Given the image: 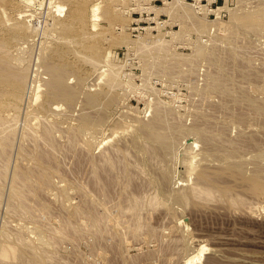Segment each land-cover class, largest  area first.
<instances>
[{"label":"rangeland","instance_id":"1","mask_svg":"<svg viewBox=\"0 0 264 264\" xmlns=\"http://www.w3.org/2000/svg\"><path fill=\"white\" fill-rule=\"evenodd\" d=\"M166 1L0 0V46L6 47L4 49L9 55H5L11 57H9L11 66L14 63L17 64L16 61L13 63L11 61L18 58L21 60H17V62H21L18 64L19 70L21 68L29 70L26 71L29 75L27 73L25 75V77L28 76L26 77L28 85L26 90H23L22 97H24L20 100H15L13 97L7 98L9 102L12 101L14 104L8 102L10 105L5 108L4 117L5 115L6 117L9 116L8 118L5 117L7 119L5 120H11L6 123L3 119L1 122L8 125L11 122L9 126L12 127L0 122V125H6V128H13V130H7L15 131L16 136H14V142L10 141L12 147L15 148H12V152L8 153L11 148L9 144L7 151V155L9 154L8 156L11 158L8 156L6 158L9 159L6 162H9L10 165V168H6L9 169L8 173H5L8 178L6 175V177L4 176L5 182L3 178V180L0 179L3 186L6 183L5 189L2 187L4 191L1 190L2 194L0 195L2 196L0 199V232L2 228L1 235L3 232H7L3 235H7L8 238L12 234V239L8 241L9 237L4 240L0 235V243L3 241L4 245L9 243L10 246L9 244L7 246L14 247V243L20 240L16 242V245L22 248L23 253L31 249L26 251L24 255L27 252L32 254L35 251H40L42 248L49 249L41 250L46 253L51 251L46 254L48 256H45L48 257L45 260L49 264H264V0ZM91 6L98 7L96 16H90ZM218 7L219 10H213ZM60 8L61 10L58 12ZM52 23L56 24L53 25ZM66 24L71 25L69 27ZM252 24L258 27L254 29ZM158 39L164 44H158L161 42ZM144 40L149 41L148 43L154 40L152 42L154 45L148 49L151 43L144 47L141 42ZM143 47L150 52L144 51ZM161 48L163 50H160ZM197 48H206L204 50L209 54L199 53L198 50L200 51V49ZM211 51H215L216 56H219L218 58L221 57L222 61H220L223 63H219V65L224 66V68L222 67V72L225 71L224 74L220 73L221 69L218 71L219 66H216L218 63H211V59L209 60ZM235 54L237 57L234 56L235 58H233L232 55ZM21 58H24V61ZM90 58L91 60H98L99 63L94 66V63L89 61ZM163 64L167 66L166 69H164ZM212 64L216 67H211ZM183 66H186L188 70H182ZM12 67H15V69L11 68L13 70L17 69L16 72L19 71L17 66ZM95 67L100 68L103 78L101 77L98 84L91 88L88 86V82L98 73L94 71ZM46 69L48 70L46 71ZM213 69L215 71L217 69V71L214 72ZM59 71L61 75L71 73V77L69 75L63 76L64 79L68 77L71 85L68 81L63 80L69 85L66 86L67 90L69 87L75 89L73 92L77 97L75 98L74 93H72L70 100L66 102V99H60L62 102L64 100L65 103L60 102L62 105L55 107L54 104H51L53 100L49 105L51 95H49V89L46 88L45 83L51 79L53 72L58 73ZM21 72L19 71V74ZM23 72L25 73L24 70ZM217 72L220 76L222 74L221 78L223 77L226 87L230 89V94L224 95L225 93H223L222 95L220 91L219 93L217 90L209 89L211 88L210 79ZM208 75H211L209 79ZM69 78L71 79L69 80ZM29 79H31V84ZM223 81L221 84L219 83L222 86ZM17 83L18 81L13 79V87L16 88L17 85L14 86V84ZM15 88H13L14 92H16ZM47 89L48 91H46ZM70 91L72 90L70 89ZM90 95L97 97L95 102L91 103L92 105L88 103ZM205 95L208 96L205 97ZM46 104L49 108L51 107L50 110ZM14 105H17L15 109ZM41 107L43 109L47 107V111ZM158 107L167 111V115H169L166 122L169 132L167 146H159L158 142L149 137L143 129L144 124L153 118L154 112H157V109L160 110ZM57 108L58 110H56ZM36 109L35 115L37 117L31 120L33 118L32 113ZM53 109L56 111H52ZM147 109L149 110L148 113L145 112ZM31 110L32 112H29ZM8 113H17L18 116L14 114L15 119L12 118L13 115L10 118ZM37 113H42V116ZM43 114L44 119L41 120ZM29 115L32 116L29 117ZM46 117L51 123L55 121V126H57L54 133L56 132L58 135L56 133L54 135L57 137L55 139L56 144L60 147H57L59 150L54 151L53 154H56L55 156L59 160L55 159L59 161L60 165L57 169L59 171L53 177L54 182L52 184L56 185L50 186L51 190L52 186L55 187L53 191L50 193L37 192V198H39L37 200L33 196V198L29 197L31 205L35 204L36 209L39 208L37 205L39 200L41 205L47 204V206L42 207L40 213L38 212L40 210H34V214L31 212L33 216L37 213L36 217L32 215L31 217L30 213H25V215L23 211L14 208L19 201L14 202L11 199L10 194L12 193L9 194V192L12 190H9V185L11 186L12 183L10 184L8 181L10 179L12 181L14 173L12 175L11 172H16L13 169L15 164L17 169L26 164L28 166L26 165L24 168L29 167L28 158L24 156L25 154L22 156L23 153L18 150L22 149L19 147L21 141L30 138L26 135L25 130L30 127L34 129L36 124L33 123L39 119L40 121L37 122L38 125L35 128L38 131L39 124L45 122ZM28 122L29 125L32 123L33 126L29 127L26 124ZM192 126L204 127L208 129L209 133L212 132L211 135L214 139L207 150H204L206 145L198 134L185 130ZM174 127H183V130L172 131ZM0 128L5 130L4 127L0 126ZM2 129H0L1 133ZM76 129L79 132L74 135L73 131ZM9 131H5L4 134L6 133L7 136L10 133L11 135L12 132ZM23 134L26 136L23 137ZM106 134L111 137L109 140L105 136ZM13 135L12 133L11 138ZM23 143L26 147L32 145V141L29 140L28 143ZM23 143L21 147L25 148ZM112 144H118L121 151L122 148L125 150L122 152L127 156L126 158H123L125 156L122 157L123 153L121 154V152L116 156L121 155L119 158L124 160L120 159V161L122 160V163L127 161L125 164L128 165L129 163L131 165L129 169L135 174L133 177H128L123 173L122 165L117 164V167L115 166L116 171L112 172L114 181L108 188H112V192L110 190L111 193H109L107 189L108 193H106L117 199L111 198L110 202L115 201L117 203L119 196H124L123 192L126 194L130 191L129 194L132 192L138 194L139 189L143 190L139 193L144 196L143 199L145 196L147 199L153 194H157V196L159 194L158 198H161L159 200L163 201L162 203L161 201L160 203L156 202L155 204L159 205L156 208L155 204L147 203L146 199L143 200L142 206L144 207H141L143 214H141V210L137 214L142 217L140 218L142 220L141 227L138 223L136 224L137 220L134 223L135 219L128 220L133 211L127 209L130 213L126 214L125 211L127 210L124 209L120 213L121 216L126 214V218L120 219L117 204L115 206V203L111 202L113 206L110 205L108 201L110 198L107 196L105 199V195H102L105 192L102 193L98 188V190L94 189L95 180H92V177L96 179L99 176L100 179H104L108 173L105 174L103 171V169L106 171L103 165L96 163V165L102 166L100 168L102 171L97 172L99 170L93 166L95 163H91L92 160L90 159L99 157L100 152L110 148ZM151 147L156 151L158 158L155 159L151 156ZM90 150L92 155L87 152ZM16 151H20V154L17 153L16 155ZM16 156V160L19 158L17 161L15 160ZM90 156L95 157L91 158ZM198 175L203 176L205 181L217 191L216 194H220L222 197L220 198L218 195L219 197H213V200L181 199L179 189L192 184ZM142 182L143 185L145 183L144 186L140 185ZM123 186H126L123 188L124 191L121 189ZM45 190L48 191V188ZM77 190L80 191L77 192ZM88 191L94 195H89ZM144 192L150 196L147 197L146 193V195L142 194ZM7 193L12 201L9 202L14 203V205H10L8 202ZM81 194L83 197L86 196L85 199L88 198V195L90 198L95 196V204L91 203L89 198L87 199L88 203L85 202L86 200L82 198ZM122 198L118 202L122 204V207L126 206L127 203L129 204ZM230 198L237 202H230ZM103 199L109 202L108 206H112L114 212L107 207L108 203H106V207H99L105 204ZM96 201H103V203L100 205ZM146 205H148L147 209H144ZM9 206L10 208H8ZM94 206L98 211L94 209ZM77 207L91 214L95 211L102 212L104 210L106 213L107 210H110L107 212L105 224L108 225H106L107 232L111 230L106 235L105 231L104 236L107 238L100 239L103 242L102 245L101 241L98 242V238L95 239V236H93V238L95 237L93 241L96 240L94 242L88 239L89 237L92 239V235L88 236L89 232L86 231L96 233V228L93 229L95 224L92 218L88 220L91 217L90 213L81 212ZM87 207H93V209L90 211ZM13 208L20 212L18 214L13 212L15 211ZM73 210H78V215ZM110 212L112 215H109ZM13 214L16 216H12ZM27 215L33 219H29ZM115 218L119 219L114 222ZM121 220L124 221L121 222ZM126 220L127 222H125ZM116 222L121 224H116L113 227ZM47 223L51 224L48 226ZM85 223L88 226L93 223V226L86 228ZM128 223L133 224L131 227L134 230L129 229L131 227ZM71 224L74 227L77 226V229L85 225L80 229L83 230L84 234L82 231L73 229ZM64 225L70 226L65 229L66 227H61ZM18 226L23 229L21 230ZM51 226H53V232L60 230V232H55L58 235L51 236ZM54 226L60 228L56 229ZM142 226L146 227L143 228ZM108 227L111 228L108 229ZM118 227L122 230H116ZM113 228L124 239L120 235L112 233ZM16 229L20 235L26 237L21 236L22 238H20L19 234L15 232ZM62 229L66 231H62ZM135 229L140 230L136 232ZM141 229L144 231L142 232ZM12 230L15 234L14 237H12ZM127 230L131 231L127 232ZM64 231L67 234L62 235L61 232L64 233ZM9 233L11 234L9 235ZM77 233H82V236L85 235L84 238ZM114 235L120 237V240L123 239L124 243L118 245L120 240L113 241ZM56 236L57 238L58 236L59 238L61 236L66 237L60 240H63V244H57L59 238L58 240L54 238ZM23 237H29L32 241ZM53 238L57 241L54 242ZM84 239H87L88 242L86 243ZM21 241V244L25 243L20 245L19 242ZM50 241H53L52 243L55 245H52ZM110 241L116 247L111 246ZM105 242H109L110 247H115L113 249L115 251L113 252L112 248L110 249ZM115 242L116 244H114ZM125 243L126 245H124ZM102 246L104 250L109 247L108 250H103L105 253L102 252ZM120 246L121 248H119ZM33 248L35 249L32 250ZM117 248L123 249L122 252L121 250L118 251ZM107 251L109 252L107 253ZM49 254H51L50 258ZM105 254L108 255V259H105L106 256L103 257Z\"/></svg>","mask_w":264,"mask_h":264},{"label":"bare ground","instance_id":"2","mask_svg":"<svg viewBox=\"0 0 264 264\" xmlns=\"http://www.w3.org/2000/svg\"><path fill=\"white\" fill-rule=\"evenodd\" d=\"M142 1H144V0H142ZM164 1H166V0H164ZM171 1H174V2H176V1H180V0H171ZM240 1V0H239ZM167 2V1H166ZM170 2V1H169ZM168 3V2H167ZM181 3V2H180ZM187 3V2H186ZM176 4V3H175ZM188 4V3H187ZM49 5H50V3H49ZM179 5V4H178ZM182 5V4H181ZM191 5V4H190ZM53 6V5H52ZM147 6V5H146ZM172 6V5H171ZM183 6V5H182ZM187 6H189V5H187ZM200 6V5H199ZM59 7V6H58ZM92 7V6H91ZM145 7V6H144ZM172 7H175L174 5L172 6ZM179 7V6H178ZM185 7V6H184ZM158 8V7H157ZM97 9H98V7H96V6H93L92 8H91V15L90 16H96V11H97ZM144 9V8H143ZM59 10H61V8L60 9H58V12H59ZM90 10V9H89ZM146 10H148L147 8H146ZM213 10H215V11H217V10H219V7L218 8H216V9H213ZM152 11H154V10H152ZM157 11H158V9H157ZM89 18V17H88ZM95 18H97V17H95ZM56 19V18H55ZM59 19V18H58ZM55 21V20H54ZM54 21H53V23H54ZM58 21V20H57ZM62 21H64V20H62ZM62 21H59V22H62ZM40 23V22H39ZM52 23V24H53ZM68 23V22H67ZM56 24V23H55ZM55 24H53V25H55ZM59 24H61V23H59ZM257 25H258V23H256ZM66 25H68V24H66ZM69 25H71V24H69ZM68 25V26H69ZM253 26H252V28L254 27V29H256L258 26L257 25H255V24H252ZM62 26V25H61ZM68 26H65L66 28H68ZM260 26V25H259ZM70 27V26H69ZM260 29H261V26L259 27ZM62 29V28H61ZM64 29V28H63ZM259 29V30H260ZM258 32V31H257ZM224 37H226V36H224ZM227 38H229V37H227ZM159 40V39H158ZM158 40H155L156 42H158ZM154 41V40H153ZM152 41V42H153ZM159 41H161V40H159ZM142 42V46H144V47H147V46H149V44H150V47H148V49L149 48H151V46H153L154 44H152V42L150 41V43H148L149 41H141ZM146 44H145V43ZM164 42V41H163ZM158 44H164V43H162V41L161 42H158ZM155 46H157V44H155ZM161 46H165V45H161ZM20 47H22V46H20ZM19 47V48H20ZM143 47V48H144ZM199 47V46H198ZM202 47V46H201ZM4 48H6V47H3V46H0V122L1 121H3V119L5 120L6 118H8V117H6V115H5V117H4V110H5V108L7 107L8 108V105H10V104H8V97H13V98H15V100L17 99V100H20L21 98H23L22 97V94H24V89L26 90V88H27V80L28 79H26V77H28V76H26L25 77V75H26V71H29V70H25V69H23V68H21L20 70H19V68H18V64H20L21 62H19V61H21L20 59H18V58H15V59H17V60H19L18 62H17V60H13V59H10V60H13V61H11L12 63L14 62V61H16V63L17 64H15L14 63V65H12V66H17L16 68H18V70L19 71H22L23 72V70L25 71V73H24V75L22 74V72H21V74H19V71H17L16 72V70H13V69H11V68H14L15 69V67H12L11 66V64H10V61H9V57L8 56H6V55H9L8 54V52H7V50H5ZM153 48H156V47H153ZM160 48V47H159ZM212 48V47H211ZM163 49H165L164 47H163ZM162 48L160 49V50H163ZM197 49H200V51L198 50V52L199 53H201V52H205V50L204 49H206V48H197ZM7 52H5V51ZM9 50V49H8ZM144 51H146V52H150L149 50L147 51V50H145V48L143 49ZM159 50V51H160ZM18 51H20V50H18ZM2 52V53H1ZM5 52V53H4ZM142 52V51H141ZM146 52H144L145 54H146ZM232 52H234V51H232ZM231 52V54H234V53H232ZM205 53H207V54H209L207 51L205 52ZM6 54V55H5ZM144 54V55H145ZM17 55V54H16ZM25 55V54H24ZM159 56V55H158ZM158 56H156V57H158ZM233 56V58H235V57H237L236 56V54L235 55H232ZM235 56V57H234ZM20 57V56H19ZM23 57V56H22ZM27 57V56H26ZM144 57V56H143ZM161 57V56H160ZM165 57V56H164ZM178 57V56H177ZM219 56H216V53H215V51H211V53H210V58H209V60L211 61V63L213 62V63H218V65L216 64V66H219L217 69H218V71H219V69H221V72L220 73H222V74H224L225 73V71H223L222 72V69L224 68V66H221V64L219 65V63H223V62H221L222 61V59H220V58H218ZM11 58V57H10ZM32 58V57H31ZM161 58H163V57H161ZM160 58V59H161ZM183 58H186V57H183ZM21 59H23V61H24V58H21ZM221 60V61H220ZM89 61H92L93 63H94V66H96V64H98L99 63V61L98 60H96V59H92L91 60V58L89 59ZM107 61H109V60H107ZM220 61V62H219ZM31 62V61H30ZM160 62H162V61H160ZM22 63H24V62H22ZM159 63V62H158ZM165 63V62H164ZM211 63H209V64H211ZM26 64H27V62H26ZM25 64V65H26ZM162 64V63H161ZM21 65H23V64H21ZM21 65H19V66H21ZM102 65H104V64H102ZM164 66H165V64H163ZM162 65V66H163ZM223 65V64H222ZM161 66V65H160ZM213 66V64L211 65V67ZM216 66H213V68H215ZM28 67V66H27ZM26 67V68H27ZM210 67V68H211ZM223 67V68H222ZM36 68V67H35ZM52 68V67H51ZM50 68V69H51ZM96 68V67H95ZM94 68V69H95ZM167 68V66H165L164 67V69H166ZM29 69V68H28ZM34 69V68H33ZM53 69V68H52ZM51 69V70H52ZM61 69V68H60ZM102 69H104V68H102ZM217 69H216V71H217ZM15 72H13V71ZM48 69H46V71H47ZM59 70V69H58ZM62 70V69H61ZM182 70H184V71H187L188 70V68L186 67V66H183L182 67ZM210 70H212V69H210ZM214 70V69H213ZM66 71V70H65ZM95 72H98L91 80L89 79V82H88V86L89 87H93L94 88V86L96 85V84H98V80L100 79L101 80V77L103 78V76H101V71H100V68L99 67H97L95 70H94ZM93 71V72H94ZM103 71H105V70H103ZM215 70H214V72H216ZM32 72H34V71H32ZM63 73H64V71H62ZM213 72V73H214ZM16 73H18V74H16ZM35 73V72H34ZM50 73H52V72H50ZM49 73V74H50ZM104 73V72H103ZM28 75H29V73H27ZM67 74V73H66ZM70 74L71 73H68L67 75H69L70 76ZM209 74H212V73H209ZM216 74H218V75H216ZM222 74H221V76H222ZM64 75H65V73H64ZM64 75H61V73H60V71L57 73V72H53V74H51V79H49V81L47 82V83H45L46 85H47V87L46 88H48L49 89V95H51V100L49 101V105H50V102L53 100V102H51V104H54L55 105V107H59L60 106V104L62 105V103L64 102V100L66 99V102H67V100H70L69 98H70V96H71V94L72 93H74V95H75V92H73V90H75L74 88H68V90H67V87L66 86H69V85H67L66 83H64V80H66V81H68V77L66 78V79H64L65 77H63ZM67 75H65V76H67ZM35 76V75H34ZM50 76V75H49ZM209 76H211V75H208V79L210 78ZM221 76H220V74H219V72H217V73H215V74H213L212 75V77H211V79H210V83H211V88H209L210 90H212V89H214V91L215 90H217L218 92L220 91V92H222V93H220V94H222L223 95V93H225L224 95H226L227 93H231V91H230V89L229 88H227L226 87V83H225V81H223V77L221 78ZM224 76V75H223ZM229 76V75H228ZM228 76H226L227 78H229ZM32 77V76H31ZM71 77V76H70ZM43 78V77H42ZM50 78V77H49ZM13 79H16L17 81H18V83L17 84H14V86H16L17 85V87L15 88V87H13ZM33 79V78H32ZM35 79V78H34ZM64 79V80H63ZM71 78H69V80H70ZM78 79V78H77ZM47 80V79H46ZM81 80V79H80ZM15 81V80H14ZM29 81H30V84L32 83L31 82V79H29ZM29 81H28V83H29ZM79 81V80H78ZM221 81H223V83L225 84H223V86L222 85H220L221 84ZM68 83H69V81H68ZM75 83V82H74ZM220 83V84H219ZM228 83H229V81H228ZM64 84H66V85H64ZM70 85H71V83H69ZM73 84V83H72ZM80 84V83H79ZM78 84V85H79ZM208 84V83H207ZM41 85V84H40ZM40 85H38L39 87H40ZM46 85H44V86H46ZM64 85V86H63ZM33 86H34V84H33ZM38 86H36L37 88H38ZM42 86V85H41ZM228 87H229V84L227 85ZM13 88H15L16 90V92H14V90H13ZM34 88V87H33ZM41 88V87H40ZM48 89L46 90V91H48ZM70 89L72 90V91H70ZM208 89V88H207ZM28 90V89H27ZM41 90V89H40ZM30 91V90H29ZM78 91V90H77ZM33 92H35L34 90H33ZM37 92V91H36ZM207 91L205 90V93H206ZM209 93H210V91H208ZM204 93V92H203ZM204 93V94H205ZM37 94V93H36ZM90 94V93H89ZM92 94V93H91ZM209 95V94H208ZM208 95H205V97L206 96H208ZM33 96V95H32ZM30 97V96H29ZM47 97H48V92H47ZM77 96L75 95V98H76ZM49 98H50V96H49ZM49 98H46V99H49ZM95 98H97V97H95V95H90L89 96V98H88V103L90 104V105H92L91 103H94L95 101ZM6 99H7V101H6ZM35 99H36V97H35ZM60 99H64L63 100V102L60 100ZM73 99V98H72ZM205 99V98H204ZM11 100V99H10ZM30 100V99H29ZM97 100V99H96ZM94 101V102H93ZM11 103H13L12 101H10ZM9 102V103H10ZM18 102V101H17ZM60 102H62V103H60ZM70 102V101H69ZM71 102H73V101H71ZM45 103V102H44ZM46 103H47V101H46ZM65 103V102H64ZM86 103V102H85ZM14 104V103H13ZM16 104V103H15ZM88 104V105H89ZM43 105V107H44V104H42ZM68 105V104H67ZM46 106H47V104H46ZM75 106H76V104H75ZM14 107V109L17 107V105L15 106H13ZM29 107V106H28ZM37 107V106H36ZM48 107V106H47ZM46 107V108H47ZM55 107H54V109H55ZM67 107H69V106H67ZM73 107V106H72ZM30 108H31V105H30ZM29 108V109H30ZM42 108V107H41ZM43 109V110H46L47 111V109ZM49 108V107H48ZM51 108V107H50ZM50 108H49V110H50ZM70 108V107H69ZM160 110H158L157 109V112H154V116H153V118L149 121V122H147V123H145L144 124V126H143V129H144V131L145 132H147V134L149 135V137H151V138H153L156 142H158V144H159V146H167V143H168V139H169V132H168V128H167V126H166V122H167V117L169 116V115H167L168 114V112L167 111H163L162 110V108H160V107H158ZM20 109V108H19ZM35 109V108H34ZM52 110V111H56V110H58V108L56 109V110ZM16 110H18V109H16ZM41 110V109H40ZM73 110H74V108H73ZM9 111H11V110H9ZM27 111V110H26ZM148 109L145 111L146 113H148ZM29 112H32V110L31 111H29ZM35 112H37V109L32 113L33 114V116L32 115H29V117L30 116H32L33 118L31 119V120H34V118L35 117H37V115H35ZM69 112V111H68ZM53 113V112H52ZM9 114V113H8ZM14 114H17V113H12V114H9L10 115V118H11V115H13V117L12 118H14L15 119V115ZM27 114H28V112H27ZM31 114V113H30ZM38 114V113H37ZM42 113H39L38 115H40V116H42L41 115ZM72 115V114H71ZM17 116H18V114H17ZM27 116V115H26ZM40 116H38V117H40ZM66 116H67V114H66ZM69 116V115H68ZM146 116V115H145ZM58 117H59V115H58ZM47 118V117H46ZM67 118V117H66ZM44 119V114H43V117H42V119L41 120H43ZM53 119V118H52ZM7 120V119H6ZM4 121V122H9V121ZM29 120H30V118H29ZM61 120V119H60ZM35 121H40L39 119H36ZM34 121V122H35ZM45 122H41L39 125H40V128L38 129L37 128V130L38 131H36V127H37V125H38V123L37 122H35V123H33V124H36V125H34V129L32 128V127H30V126H33V125H29V122L28 123H26V124H28L29 125V127L30 128H28V130L26 129V128H24V129H26L25 130V133H27L26 135L27 136H29L30 138L28 139L29 141H32V145L31 146H27L26 147V145L24 146V144L25 143H23V142H27L28 143V140L26 139H24V138H21L22 140H25V141H21L22 143H23V146L25 147V148H23V147H21L22 146V143H20V148H22V149H18V150H21V152L20 151H16V155H17V153H23V154H21L22 156L24 155V156H26V158H28V162L27 163H29V167H26V168H24V166H26V165H19L20 167H18V169L15 167L16 166V164H15V162H14V164H15V166L13 167V169L14 170H16V172H11L12 173V175H13V173H14V175L12 176V181H8V183H12L11 184V186L9 185V187H10V189L9 190H12V192L10 191L9 192V194L10 193H12V194H10L11 196H12V198L11 199H13L14 200V202H16V201H19V203H18V205H16V207H14V208H17V209H19V210H21V212L23 211L24 212V214L26 213H30L29 215L31 216L32 214H34L35 213V211L34 210H40V211H38L39 213L41 212V209H42V207L44 206H47V204H45V203H42V204H45V205H41V203H39V202H41L40 200H39V204L37 203V205H38V209H36L37 207H36V205L34 206V205H31V201L29 200V197H34L35 198V200H37V199H39V198H37V192H41L42 191V193L43 192H48V193H50L51 191H53V188H55V187H53L52 186V190H51V188H50V186L51 185H53L52 184V182H54V179H53V177H54V175H55V173L56 172H58L57 171V169L59 168V165H60V163H59V161H57V160H59V159H57L56 158V154H53L54 153V151H57V150H59V149H57V147L59 148L60 146H58L57 144H56V138L57 137H55L56 135H58L56 132V135H54L55 133H54V131H56L55 130V127H57V126H55V121L53 122V123H51V121L47 118V119H45L44 120ZM48 121H50V123H48ZM59 121V120H58ZM4 122H1V124L2 123H4ZM13 122V121H12ZM6 123H4V124H6ZM15 123H16V121H15ZM18 123V122H17ZM62 123V122H61ZM65 123V122H64ZM10 124H11V122H10ZM9 124V125H10ZM14 124V123H13ZM6 125H8V124H6ZM6 125H0L1 127H4V129L5 130H3L2 128H0V129H2V133L0 134V179L1 180H3L4 179V182L6 181V176H7V178H8V175H6L7 173H8V171H9V169L7 170L6 168L7 167H9L10 168V165L6 162V160L7 161H9V159H6L7 158V156L9 155H7V151H8V148H9V146L11 145V143H10V141H13L14 142V136H15V131L14 132H12V131H9L11 128H6L7 126ZM8 125V127H12V126H9ZM16 125V124H15ZM28 125L26 126V127H28ZM57 125H59V124H57ZM18 126V125H17ZM177 126H179V125H177ZM60 128V127H59ZM179 128V129H178ZM189 127H187V129H185V127H184V129L185 130H188V131H190V132H192V133H195V134H198L200 137H201V139L204 141V143H205V145H206V148L204 149V150H207L208 149V147L209 146H211V144H212V142H213V139H214V137L211 135L212 134V132L210 131V133L208 132V129H205L204 127L203 128H201V127H198V126H196V127H190L189 129H188ZM7 129H9V130H7ZM17 129V128H16ZM115 129V128H114ZM11 130H13V128L11 129ZM15 130V129H14ZM57 130H58V128H57ZM174 130H183V127L181 128V127H174L173 128V130L172 131H174ZM1 131V130H0ZM5 131H9V132H12L14 135H13V137L11 138V135H12V133H11V135H10V133H9V135H7L6 136V133L4 134V132ZM21 131H23V130H21ZM59 131V130H58ZM77 132H79L78 131V129H76L75 131H73V134L74 135H76L77 134ZM8 133V132H7ZM24 133V132H23ZM17 134V133H16ZM79 134V133H78ZM214 134V133H213ZM1 135H3V136H1ZM21 135V134H20ZM26 135H22L23 137H25ZM106 137H108V135L106 134L105 135ZM16 137V136H15ZM109 138H111V137H108V140H109ZM13 139V140H12ZM19 142H20V140H19ZM108 142V141H107ZM26 143V144H27ZM58 143V142H57ZM104 143H106V142H104ZM10 144V145H9ZM29 145H30V143H29ZM102 146V145H101ZM12 145H11V148L9 149V151H8V153L10 152H12L11 150H12ZM15 148V147H14ZM13 148V149H14ZM14 151V150H13ZM122 151H125L123 148H122ZM121 151V148L118 146V144L117 145H115V144H112V146L110 147V148H108V149H106V150H102V152H100L101 153V155L99 156L98 154H100V153H98L97 155L99 156V157H97V158H93V159H90V160H92L91 161V163H95V165H93V166H95V168H97L99 171H97V172H100V171H102V170H100V168H102V166L101 165H103V168L105 167V169H106V171H108V172H106L104 169H103V171L105 172V174L106 173H108L107 174V176H106V178H104L103 176H101L100 174H98V175H100L102 178H104V179H100V177L98 176V177H96V179L94 178V177H92V180H95L94 182H95V187H94V189L95 190H98V189H100L101 190V192L103 193V192H105V194H102V195H105V199H107V196H108V198H110L108 201L110 202V200H112V199H117V198H112V197H110L111 196V194H109V195H107V193H108V191H109V193H111L112 192V188L111 189H108L109 188V186H111V183L114 181V174H112V172H115L116 171V167H117V164H119V166H123L122 168H123V173L126 175V176H128V177H133L134 176V174H135V172H133L132 173V171H131V169H129V168H131V165L128 163V165L127 164H125V162H127V161H123L124 163H122V160H124V159H122V158H119L121 155H118V157L116 156V154H118L119 152H121V154H122V157L123 156H125V154H124V152H122ZM87 152H91V150L90 151H87ZM19 153V154H20ZM56 153V152H55ZM88 153V154H89ZM126 153V152H125ZM91 154V153H90ZM11 155V154H10ZM92 155V154H91ZM55 156V157H54ZM89 156V155H88ZM151 156L153 157V158H158L157 157V153H156V151L151 147ZM91 158L92 157H95V156H90ZM127 156H125V157H123V158H126ZM8 158H10V156H8ZM16 158H17V156L15 157V160H16ZM57 160H56V159ZM11 159V158H10ZM19 159V158H18ZM17 159V160H18ZM20 159H22V158H20ZM23 159H24V157H23ZM120 159H122L121 161H120ZM16 160V161H17ZM129 160V159H128ZM25 161V160H24ZM24 161H22V163L24 162ZM95 161V162H94ZM31 162V163H30ZM100 162V163H99ZM7 163V164H6ZM19 163H21V161H19ZM18 163V164H19ZM25 163V162H24ZM96 163H98V164H101V165H96ZM131 163V162H130ZM13 164V165H14ZM131 164H133V163H131ZM7 165H9V166H7ZM134 165H136V164H134ZM28 166V165H27ZM116 166V167H115ZM130 166V167H129ZM237 166H239V165H237ZM23 167V168H22ZM134 167V166H133ZM12 169V170H13ZM94 169V168H93ZM115 170V171H114ZM138 170V169H137ZM7 172V173H6ZM95 172V171H94ZM97 172H95V173H97ZM6 173V174H5ZM92 173V172H91ZM117 173V172H116ZM116 173H115V175H116ZM142 173V172H141ZM101 174H103V173H101ZM133 174V175H132ZM137 174V173H136ZM6 175V176H5ZM57 175V174H56ZM138 175V174H137ZM140 175H142V174H140ZM5 176V177H4ZM97 176V175H96ZM56 177V176H55ZM3 178V179H2ZM117 179V178H116ZM0 180V182L2 183V181ZM181 180H184V178H181ZM3 182V183H4ZM56 182V181H55ZM59 182V181H58ZM0 183V195L2 194L1 193V190H2V187L5 189V184L6 183H4V186H3V184H1ZM60 184V183H59ZM2 185V186H1ZM54 185H56V184H54ZM139 185V184H138ZM140 185H143V182H142V184H140ZM144 185H145V183H144ZM143 185V186H144ZM57 186H59L58 184H57ZM75 186V185H74ZM80 187H81V185H79ZM78 186V187H79ZM97 186V187H96ZM113 186V185H112ZM126 186H123L121 189L124 191V189L123 188H125ZM139 187V186H138ZM45 188H48V191H46L45 190ZM60 188V187H59ZM98 188V189H97ZM140 188H145V187H140ZM49 189H50V191H49ZM107 189H108V191H107ZM44 190V191H43ZM59 190V189H58ZM110 190H111V192H110ZM140 190V192H142L143 190H141V189H139ZM147 190V189H146ZM145 190V191H146ZM2 191H4V190H2ZM59 191H61V190H59ZM80 191V190H79ZM78 190H77V192H79ZM81 191H83V190H81ZM85 192L87 191V190H84ZM122 191V192H123ZM137 191H138V189H137ZM151 191V190H150ZM8 192V191H7ZM100 192V193H101ZM107 192V193H106ZM128 192H130V191H128ZM128 192H126V194L123 192L122 194L124 195V196H122L121 195V197L119 196V201H121V198L122 197H124V198H122L123 199V201H128L129 202V204L127 203V205L126 206H123L122 207V204H119L118 202L117 203H115V201H111V202H113V203H115V206H116V204H117V211H119V213L121 212V211H123L124 209H128L129 211L131 210V211H133L132 213L134 214H132L131 216H129L130 218H128V220L130 219V220H133V219H135V221H133V223L134 222H136V220L138 221V222H136V224L138 223V225L141 227V224L140 223H142V220L140 219V218H142L141 216H139V215H137L138 213H140L141 211H142V208L144 207V206H142L143 205V200L145 201V199H146V196H145V199H143L144 198V196L143 195H141V194H139L140 192H137L138 194H133V193H135V192H132V193H128ZM147 192V191H146ZM146 192H144V193H142V194H144V195H146L147 193ZM152 192H154V191H152ZM216 190L211 186V185H209L206 181H205V179H204V177L203 176H200V175H198L197 177H196V179H195V181L192 183V184H190V185H188V186H183V187H181L180 189H179V197L181 198V199H183V200H187V199H191V198H193V199H202V200H213V197H219L218 195H220V194H216ZM60 193V192H59ZM82 193V192H81ZM88 193H89V191H88ZM91 193V192H90ZM89 193V195H94V193H91L90 194ZM146 193V194H145ZM150 193V192H149ZM8 194V193H7ZM7 195V197L10 199V195ZM51 194H53V193H51ZM83 194V193H82ZM81 194V196H82V198L83 199H85L84 197H86L85 195H84V197H83V195ZM85 194V193H84ZM60 195H62V193H60ZM65 195H67L66 193H65ZM78 195V194H77ZM86 195H88V194H86ZM89 195L87 196L89 199H90V201H91V203H94V197H92V198H90L89 197ZM152 195V194H151ZM63 196V195H62ZM61 196V198H63ZM148 196H150L149 194H147V197ZM158 196H159V194H158ZM158 196H157V194H153L152 196H150L149 198H147L146 200L148 201L147 203H153V204H155L156 202L157 203H160V201L161 200H159V199H161V198H158ZM1 197L2 196H0V199H1ZM4 197V196H3ZM32 197V198H33ZM103 197V196H102ZM222 196L220 195V198H221ZM7 198V199H8ZM65 198V197H64ZM68 198H70L69 196H68ZM88 198H86L85 200V202H87L88 203ZM96 198V197H95ZM101 198V197H100ZM112 198V199H111ZM126 198V199H125ZM4 199V198H3ZM2 199V200H3ZM8 199V202L9 201H11V199L9 200ZM15 199H17V200H15ZM93 199V200H92ZM105 199H103V201L105 200ZM28 200V201H27ZM62 200V199H61ZM60 200V201H61ZM69 200V199H68ZM97 200H98V197H97ZM100 200H102V199H100ZM34 201V200H33ZM63 201V200H62ZM83 201V200H82ZM103 201H100V202H97L98 204H100V205H102V203H103ZM229 201L230 202H233V203H236L237 201H235L234 199H229ZM12 202V201H11ZM36 202V201H35ZM35 202H33V203H35ZM109 202H106V201H104V205H102V206H99L100 208H103V206L104 207H106V203H108L107 204V207H109L110 208V210L112 209V212H114L113 211V203H111L110 202V205L112 204V206H108L109 205ZM163 201H161V203H162ZM10 203V202H9ZM96 203V204H97ZM120 203H122V202H120ZM90 204V203H89ZM95 204V203H94ZM7 205H8V203H7ZM10 205H14V203H10ZM74 205V204H73ZM92 205V204H91ZM145 205V204H144ZM156 205V204H155ZM165 205V204H164ZM163 205V206H164ZM98 206V205H97ZM114 206V207H115ZM147 206L148 205H146L145 207L146 208H144V209H147ZM149 206H150V204H149ZM157 206H159L158 204L155 206L156 208H157ZM161 206V205H160ZM11 207H13V206H11ZM79 207V206H78ZM77 207V209H79ZM84 207V206H83ZM95 208V210L97 209L96 208V206H94ZM98 207V209H100ZM112 207V208H111ZM142 207V208H141ZM8 208H10V206L8 207ZM7 208V209H8ZM13 208V210H15ZM48 208V207H47ZM75 208V207H74ZM73 208V209H74ZM86 208V207H85ZM88 208V207H87ZM149 208H154V207H149ZM165 208V207H164ZM44 209V208H43ZM76 209V208H75ZM88 209H90V211L93 209V207H90V208H88ZM143 209V210H144ZM166 209H167V207H166ZM10 210V209H9ZM47 210H49V209H47ZM79 210H81V212H85L86 214L87 213H90V212H88V211H86V210H84V211H82V209H79ZM95 210H93V211H95ZM109 210V211H110ZM128 210L127 211H125L126 212V214H129L128 213ZM141 210V211H140ZM152 210V209H151ZM168 210V209H167ZM34 211V212H33ZM44 211H46L45 209H44ZM72 211V210H71ZM74 211V210H73ZM76 212L78 211V210H75ZM74 211V212H75ZM96 211H98V210H96ZM94 212L93 214H91L90 213V216L91 217H89L88 218V220H91V218H92V221H93V223L95 224V226L93 227V229H95L96 228V233H90V231H86L89 235L88 236H90V234L92 235L91 237H92V239L89 237H85V238H88V239H90V240H92V242H94V241H96V240H94L93 241V239L95 238V239H97L98 238V242L99 241H101L100 239L101 238H103V237H105V238H107L106 236H104V233H105V231H106V233H105V235L107 234V233H110V228L108 227V229H110L109 230V232H107V229H106V225L107 224H105V221H106V215H107V212H109L108 210L106 211V213L104 212V210H102V212ZM13 212H16L17 214H18V212H20V211H17V210H15V211H13ZM31 212H32V214H31ZM43 212V211H42ZM49 212V211H48ZM124 212V213H125ZM167 212V211H166ZM11 212L9 211V214H10ZM47 213V212H46ZM84 213V214H85ZM21 214V213H20ZM25 214V215H26ZM42 214V213H41ZM83 214V213H82ZM82 214H80V215H82ZM126 214H122V216H124V217H122L121 216V213L119 214L121 217H120V219L121 218H126ZM141 214H143V211H142V213ZM15 214H13L12 216H14ZM29 215H27V217L29 216ZM36 215H37V213H36ZM36 215H32L33 217H36ZM38 215H40V214H38ZM43 215H45V214H43ZM50 215V214H49ZM72 215H75V214H72ZM77 215H78V212H77ZM76 215V216H77ZM109 215H112L111 214V212L109 213ZM113 215L115 216V214L113 213ZM116 215H117V213H116ZM16 216V215H15ZM23 216V215H22ZM31 216V217H32ZM86 216H89V215H86ZM118 216V215H117ZM132 216H134L133 218H132ZM18 217H19V215H18ZM79 217V216H78ZM81 217V216H80ZM84 217V216H83ZM107 217H109V216H107ZM111 217V216H110ZM22 218V217H21ZM25 218V217H24ZM29 219H33V218H30V217H28ZM38 218V217H37ZM51 218H53V217H51ZM56 218V217H55ZM77 218V217H76ZM112 218V217H111ZM57 219V218H56ZM117 219H119V218H115V220H114V222L115 221H117ZM139 219V220H138ZM58 220V219H57ZM78 220V219H77ZM82 220H83V218H82ZM125 220V219H124ZM124 220H121V222L122 221H124ZM59 221V220H58ZM61 221V220H60ZM84 221H86L87 222V220H84ZM107 221H108V218H107ZM112 221V220H111ZM120 221V220H119ZM140 221V222H139ZM56 222V221H55ZM68 222V221H67ZM81 222V221H80ZM125 222H127V220L125 221ZM75 223V222H74ZM73 223V224H74ZM93 223H92V225L91 226H88V224H86V226L85 225H82V226H80V225H78V226H80L79 228L80 229H82L81 227H83V226H85L86 228L87 227H92L93 226ZM130 224H131V221L129 222ZM128 223V225H130ZM48 224V226H49V224H51V223H47ZM60 224V223H59ZM65 224H68V223H65ZM73 224H71V226L73 225ZM81 224V223H80ZM116 224H121L120 222L118 223V222H116L115 224H114V226L113 227H115L116 226ZM122 224H124V223H122ZM53 225V224H52ZM62 225V224H61ZM112 225H113V222H112ZM133 225V224H132ZM132 225H130V227L132 226ZM137 225V228L139 227ZM8 226V225H7ZM46 226V225H45ZM68 226H70V225H67V226H61V227H66L65 229H68L67 227ZM108 226V225H107ZM109 226H111V225H109ZM117 226H119V225H117ZM121 226H125V225H121ZM135 226V225H134ZM52 227L53 226H51L50 227V231H52L51 233H52V237H53V235H55V234H57L58 235V233H55V232H60V230H58V231H55V232H53V229H52ZM55 227V226H54ZM77 227V226H76ZM76 227H74V226H72V228L73 229H75V230H79V232H81L82 231V233L84 234V232H83V230H80V229H77ZM129 227V226H128ZM143 227V226H142ZM146 227V226H145ZM145 227H143V228H145ZM148 227V226H147ZM6 228H9V227H6ZM18 228H20L21 229V226H18ZM27 228V227H26ZM56 229H59L60 227H55ZM71 228V227H70ZM123 228H125V227H123ZM136 228V227H135ZM23 229V228H22ZM21 229V230H22ZM46 229H47V227H46ZM52 229V230H51ZM65 229H62V231L63 230H65ZM92 229V230H93ZM117 229H120L119 227L118 228H116V230ZM127 229V228H126ZM129 229H131V230H134L133 229V227H131V228H129ZM4 230V229H3ZM6 230V229H5ZM8 230H11L10 228L8 229ZM7 230V231H8ZM74 230V233H76V231ZM85 230H88V229H85ZM114 230V231H113ZM113 230H112V233L114 232V234L116 233V235L118 234V232H116V230H115V228H113ZM120 230H122V229H120ZM131 230H127V232H129V231H131ZM136 230V232H137V230H140V229H135ZM15 231V230H14ZM18 231L19 232H21L19 229H18ZM48 231V230H47ZM50 231H48V232H50ZM66 231V230H65ZM65 231H64V233H62L61 232V234L63 235V234H67V233H65ZM141 231L143 232L144 230H142L141 229ZM1 232H2V228H1ZM1 232H0V235H1ZM9 232V231H8ZM16 234H19V236H20V238H22L21 236H24V235H20V233H18L17 232V229H16ZM47 232V233H48ZM94 232V231H93ZM134 232V231H133ZM7 232H3V234H6ZM11 233H13V230L11 231ZM11 233H9V235L11 234ZM54 233V234H53ZM82 233H77V234H79L82 238H84L83 236H85V235H83L82 236ZM87 233H85V234H87ZM1 235L2 236V238L5 240L7 237V235ZM95 234V235H94ZM138 234H139V231H138ZM12 235V234H11ZM11 235L7 238L8 239V241L10 240V239H12L11 238ZM14 233H13V236L12 237H14ZM26 235V234H25ZM49 235V236H50ZM110 235H112V234H110ZM116 235H114L113 237L115 238H113V237H111V238H113V241H117V240H120V237L121 238H123L122 236H121V234H118V235H120V237H116ZM123 235V234H122ZM5 236V237H4ZM18 236V237H19ZM93 236H95L94 238H93ZM124 236V235H123ZM24 237H26V236H24ZM23 237V238H24ZM110 237H108V238H110ZM17 238V237H16ZM54 238H56L57 240H58V238H59V236H58V238H57V236L56 237H54ZM54 238H53V240H54ZM61 238L63 239V238H66L65 236H61L60 238H59V241H58V245H60L59 243H62L63 244V240L62 241H60L61 240ZM116 238H119V239H116ZM24 239H26V240H28V241H32V240H30V238L28 237V238H24ZM49 239H52V238H50L49 237ZM124 239V238H123ZM122 239V240H123ZM173 239H175L174 237H173ZM17 240V239H16ZM57 240H54V242L55 241H57ZM82 240V239H81ZM87 240V239H86ZM85 239H84V241H86ZM89 240V241H90ZM110 240V239H109ZM122 240H120L119 241V243H118V245L121 243V245H122V243H124V240L122 241ZM7 241V240H6ZM13 241H15V239H13ZM12 241V242H13ZM18 241H20V240H17L16 242H18ZM65 241V240H64ZM83 241V240H82ZM105 241V240H104ZM106 241H108V240H106ZM122 241V242H121ZM1 242V241H0ZM14 243L15 245L17 244V243ZM27 242V241H26ZM53 241H50V243H52ZM88 241H86V243H87ZM111 242V241H110ZM4 242L2 241V243H0V244H3ZM22 243V241L21 242H19V244L20 245H23L25 242H23V244H21ZM28 243V242H27ZM40 243H44V242H40ZM39 243V244H40ZM106 243V242H105ZM109 243V242H108ZM108 243H106V244H108ZM113 242H111V246H115L116 247V245H113L112 244ZM6 244V243H5ZM7 244H9V243H7ZM7 244L6 245H0V264H49L48 263V261L46 262V260H47V258L48 257H45V256H48V255H46L48 252H51V251H48L47 253L46 252H42L41 250L43 249L42 247H39V248H42L40 251H35L34 253H32V254H28L29 252H27V254H25L24 255V253L26 252V251H29V250H31V249H29V250H26L24 253H23V251H22V248H20L18 245H14V247H9L10 246V244H9V246H7ZM13 244V243H12ZM31 244H33V242H31ZM34 244H35V242H34ZM56 244V245H57ZM90 244V243H89ZM95 244V243H94ZM93 244V245H94ZM103 244V242L101 241V245ZM114 244H116V242L114 243ZM28 245H30V244H28ZM52 245H55L54 243H52ZM90 245H92V244H90ZM98 245H100L99 243H98ZM105 245V244H104ZM109 245V247H110V244H108ZM108 245H106V246H108ZM124 245H126V243L124 244ZM12 246V245H11ZM35 248H37L36 246H37V244H36V246L35 245H33ZM38 246H40V245H38ZM15 247H18V248H15ZM24 247V246H23ZM28 247V246H27ZM31 247V246H30ZM46 247H48V246H46ZM45 247V248H46ZM109 247H107V249H105L104 250V248H103V246H102V252H104V251H106V250H108V248ZM114 247V248H115ZM123 247V246H122ZM35 248H33L32 250H34ZM50 248V247H49ZM96 248V247H95ZM99 248L101 249V247L99 246ZM106 248V247H105ZM112 247H110V249H111ZM114 248H112V251H113V249ZM119 248H121V246L119 247ZM24 249H28V248H24ZM91 249H92V247H91ZM98 249V248H97ZM97 249L95 250V252L97 251ZM36 250H38V248L36 249ZM46 250H49V249H43V251H46ZM53 250V249H52ZM56 250V249H55ZM104 250V251H103ZM117 250L118 251H120L118 248H117ZM123 250V249H122ZM122 250H121V252H122ZM94 251V250H93ZM115 251V250H114ZM113 251V252H114ZM101 252V253H102ZM109 251H107V253H108ZM105 253V252H104ZM103 253V254H104ZM51 254H55V253H51ZM51 254H49L50 256H49V258L51 257ZM102 254V255H103ZM31 255V256H30ZM96 255H98L99 256V254H97L96 253ZM95 255V256H96ZM105 256H106V254L103 256L104 258H105ZM107 258H105V259H108V255L106 256ZM45 258H46V260H45ZM52 259V258H51ZM100 259V258H99ZM45 261V262H44ZM106 261V260H105Z\"/></svg>","mask_w":264,"mask_h":264}]
</instances>
